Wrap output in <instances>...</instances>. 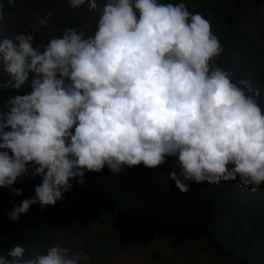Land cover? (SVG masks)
<instances>
[{
    "label": "clouds",
    "instance_id": "1",
    "mask_svg": "<svg viewBox=\"0 0 264 264\" xmlns=\"http://www.w3.org/2000/svg\"><path fill=\"white\" fill-rule=\"evenodd\" d=\"M70 4L99 12L93 34L66 28L42 50L31 33L0 36V89L31 88L0 109V188L19 196L22 189L12 187L18 179L41 177L31 197L12 202L11 220L36 203L54 206L88 171L155 168L169 156L176 160L169 176L181 192L193 181H238L252 191L264 183L260 93L212 66L223 48L202 14L162 0ZM25 253L13 244L0 264L90 259L59 244Z\"/></svg>",
    "mask_w": 264,
    "mask_h": 264
},
{
    "label": "trees",
    "instance_id": "2",
    "mask_svg": "<svg viewBox=\"0 0 264 264\" xmlns=\"http://www.w3.org/2000/svg\"><path fill=\"white\" fill-rule=\"evenodd\" d=\"M162 2H183L191 13H200L210 22L211 31L223 48L211 61L212 66L229 71L236 83L248 81L259 91L257 101L264 110V0ZM0 3L4 5L0 9V36L14 38L20 32L31 33L34 46L41 50L51 38L62 36L66 28L93 34L99 17V12L90 11L87 4L74 8L70 0ZM97 3L103 5L106 0ZM41 18L48 19L46 26L39 24ZM33 25L38 32L32 31ZM30 91V86L19 91L0 89V109L9 97ZM135 167L140 182L150 191L145 201L132 196L120 174L105 166L98 173L86 172L83 184L77 182L79 178L72 179V189L54 206L41 209L39 203L33 204L13 221L7 215L12 202L19 206L34 194L40 181L36 177L18 179L12 187L22 189L19 196L0 188V255H6L13 244L22 245L26 251L43 246L51 231L72 230L76 215H82L93 218L101 227L89 242L88 253L94 258L108 256L111 251L113 256L118 255L115 249L137 255L155 234H162L170 238L178 253L188 249L184 240L197 239L202 252L210 255L207 264H264V183L252 191L238 181H193L185 193L175 181L160 185L155 168L143 164ZM154 256L157 257L156 251ZM167 264L178 263L168 258Z\"/></svg>",
    "mask_w": 264,
    "mask_h": 264
},
{
    "label": "rangeland",
    "instance_id": "3",
    "mask_svg": "<svg viewBox=\"0 0 264 264\" xmlns=\"http://www.w3.org/2000/svg\"><path fill=\"white\" fill-rule=\"evenodd\" d=\"M175 163V158L169 156L164 164L155 167L156 180L160 185L168 186L172 184L173 180L170 179L169 173L174 170L173 165ZM175 170L179 172V169ZM119 174L122 182L125 184V188L130 191L132 196L138 197L142 201L147 200L146 198L150 195V191L140 182L139 171L135 166H125ZM36 178L41 181V177L36 176ZM100 228L93 218L76 215L75 226L72 230L53 231L49 234L45 245H38L26 251L25 258L37 252H44L49 246L59 244L73 251L82 250L85 252L90 259L83 261L82 264H167L168 258L178 264H207V261L210 260V255L202 252L197 239L189 237L184 240V247H188V249L178 253L170 238L162 234H155L138 251L137 255L133 253L127 254V250L121 253L122 250L115 249L113 251L118 253V255L113 256V252L111 251L108 256L107 254L103 257L96 255V258H94V255L88 253V247L90 246V240H93L92 237L95 231ZM189 249L191 250V254ZM155 251L157 252V257L154 256Z\"/></svg>",
    "mask_w": 264,
    "mask_h": 264
}]
</instances>
